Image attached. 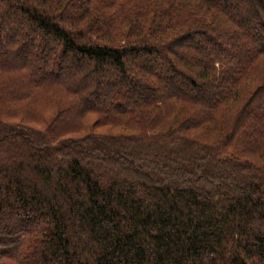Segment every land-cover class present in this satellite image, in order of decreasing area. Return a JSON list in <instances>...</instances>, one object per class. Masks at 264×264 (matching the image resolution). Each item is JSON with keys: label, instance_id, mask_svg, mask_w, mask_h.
I'll list each match as a JSON object with an SVG mask.
<instances>
[{"label": "trees", "instance_id": "1", "mask_svg": "<svg viewBox=\"0 0 264 264\" xmlns=\"http://www.w3.org/2000/svg\"><path fill=\"white\" fill-rule=\"evenodd\" d=\"M240 1L0 0V264H264V0Z\"/></svg>", "mask_w": 264, "mask_h": 264}, {"label": "rangeland", "instance_id": "2", "mask_svg": "<svg viewBox=\"0 0 264 264\" xmlns=\"http://www.w3.org/2000/svg\"><path fill=\"white\" fill-rule=\"evenodd\" d=\"M228 3H229V5L231 6V5H233V6H236V7H239V5L241 4V1L240 0H226ZM242 14H245L244 13V11H242ZM255 19V17H252V20H254ZM251 23H253V21L251 22ZM249 27H252V26H249ZM15 28H8L7 29V33L10 35L9 36V38H12V37H15ZM33 35V34H32ZM53 49V44L52 43H50L49 44V46H48V48H47V52H50L51 50ZM4 52H0V60H1V58H2V54H3ZM29 56H31V51L29 50V51H27V52H22V54H21V57H20V59H14V57L13 56H7V58H8V65H12V66H17L18 65V63L21 61V59H23V58H25V57H29ZM32 61H33V57H32ZM31 63V62H30ZM90 67V66H89ZM89 67H87L86 68V73H85V76H86V74H88V75H93L92 74V72H90V73H88V71L90 70V68ZM75 74V72L74 73H71V74H67L66 75V77H64V76H60V77H57V78H61V79H65V78H68V77H71V76H73ZM56 76V75H55ZM58 76V75H57ZM88 77V76H87ZM172 82H174V83H177V82H179V80L178 79H176V78H173L172 79ZM200 97L201 98H208V97H211V96H213L214 94H212L211 93V91L210 90H206V89H204V90H201L200 91ZM105 101H107V99H105V98H103V101L102 102H105ZM95 119V117L94 118H92V119H90V121L92 122L93 120ZM99 131H102V130H99ZM162 150H163V148H162ZM48 167L51 169V170H53V166H51V165H48ZM15 174H12V173H9V174H7V177L5 178V179H7V180H12V179H14L15 178ZM21 178H20V180H22V182L25 184V185H31V183L33 184V182L35 181L33 178H31V177H29V175H24V176H20ZM31 181H33V182H31ZM0 185H3V181L2 180H0ZM59 203L60 204H62V200H59ZM11 217H14V216H12V215H10ZM15 219V218H14ZM18 220H19V218H18ZM20 221V220H19ZM14 223H15V220L13 221ZM18 225V224H17ZM9 264H11V263H9Z\"/></svg>", "mask_w": 264, "mask_h": 264}]
</instances>
